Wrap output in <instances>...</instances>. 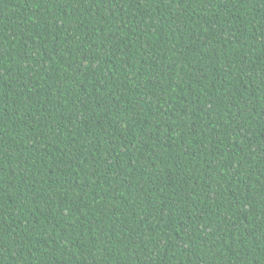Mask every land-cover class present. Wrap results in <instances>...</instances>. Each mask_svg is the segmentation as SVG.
Instances as JSON below:
<instances>
[{
  "label": "trees",
  "instance_id": "trees-1",
  "mask_svg": "<svg viewBox=\"0 0 264 264\" xmlns=\"http://www.w3.org/2000/svg\"><path fill=\"white\" fill-rule=\"evenodd\" d=\"M0 264H264V0H0Z\"/></svg>",
  "mask_w": 264,
  "mask_h": 264
}]
</instances>
